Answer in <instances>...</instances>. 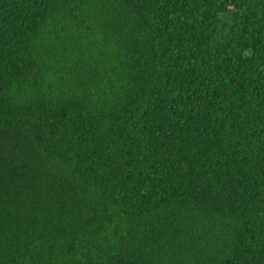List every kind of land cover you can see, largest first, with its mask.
<instances>
[{
    "label": "trees",
    "instance_id": "16d2710c",
    "mask_svg": "<svg viewBox=\"0 0 264 264\" xmlns=\"http://www.w3.org/2000/svg\"><path fill=\"white\" fill-rule=\"evenodd\" d=\"M0 264H264V0H0Z\"/></svg>",
    "mask_w": 264,
    "mask_h": 264
}]
</instances>
